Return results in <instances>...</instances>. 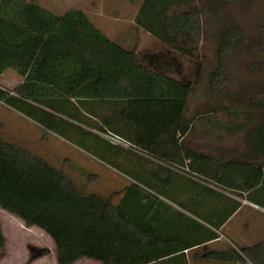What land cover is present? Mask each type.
<instances>
[{
    "label": "trees",
    "instance_id": "obj_1",
    "mask_svg": "<svg viewBox=\"0 0 264 264\" xmlns=\"http://www.w3.org/2000/svg\"><path fill=\"white\" fill-rule=\"evenodd\" d=\"M201 1L142 0L134 24L171 52L194 58L207 24ZM243 2L208 0L204 8L217 16ZM217 37L218 65L209 79L218 77L224 57L243 45L260 53L264 66V22L253 37L235 23L224 24ZM141 59L146 65L134 51L106 37L80 10L56 15L34 1L0 0V78L11 69L22 81L12 94L0 88V101L25 107L43 127L60 131L65 121L32 103L53 109L72 100L104 102L115 108L114 120L126 129L122 135L127 134L128 141L145 155L175 173L202 180L194 167L202 157L184 142L192 126L185 117L192 85L171 76L180 74V64L171 55ZM243 115V121L235 125L239 130L255 127L246 140L264 156V120ZM111 122L112 118H103L100 131L105 132L103 127ZM237 165L221 163L213 182L230 185L233 173L236 178L246 176L245 190H251L263 180L261 166L243 169ZM141 195L137 188L130 189L113 205L117 193L107 197L86 193L43 158L0 139V211L47 235L55 246L57 264H74L79 259L100 264H188L184 252L211 240L201 236L192 240L183 232L166 235L156 224L155 199ZM3 246L0 228V249ZM202 257L264 264V241L238 251H205Z\"/></svg>",
    "mask_w": 264,
    "mask_h": 264
},
{
    "label": "rangeland",
    "instance_id": "obj_2",
    "mask_svg": "<svg viewBox=\"0 0 264 264\" xmlns=\"http://www.w3.org/2000/svg\"><path fill=\"white\" fill-rule=\"evenodd\" d=\"M27 1H34L56 15L71 9L82 11L106 37L134 51L143 65H146V60L141 59L143 55L165 54L174 57L180 64V74L173 73L171 76L192 85L185 117L192 120L195 133L200 128L215 125L214 121L224 125L230 120L235 124L242 122L244 113L264 120V66L260 53H253L246 45L229 52L221 62V74L213 80L209 79L218 65L217 35L222 26L235 23L247 36H255L258 25L264 22V0H246L230 5L217 16L204 8L208 0H202L199 5L207 24L203 25L204 36L194 52V58L171 52L134 24L142 0ZM21 82L17 73L8 69L0 78V88L12 94ZM32 104L63 119L64 131L48 130L38 122L35 115L28 113L27 108L0 101L1 140L43 158L86 193H97L104 197L117 193L118 196L112 200L113 205L119 203L127 191L137 188L141 196L155 199L156 224L168 236L183 232L184 236L199 240L203 231L198 225L201 222L211 224L207 218L196 213L192 214L197 220H188L189 216L184 213L189 210L187 206L175 195L152 182V174L157 169L152 172L143 160L144 151L130 143L127 134L122 135L126 129L114 120L117 116L115 108H109L100 101L72 100L53 109ZM103 118H112L110 125L103 127L105 132L99 128ZM195 141L199 142L198 136ZM169 177L165 175L166 179ZM175 180L172 179L171 185L179 187L181 182ZM252 197H258L256 201L264 207V183ZM243 216L240 214L238 218ZM248 221L249 225H256L264 221V215H250ZM0 228L4 237L0 264H57L55 246L42 231L28 228L19 219L2 211ZM262 236L264 232L251 229V241L262 242ZM74 264L94 262L79 259Z\"/></svg>",
    "mask_w": 264,
    "mask_h": 264
},
{
    "label": "crops",
    "instance_id": "obj_3",
    "mask_svg": "<svg viewBox=\"0 0 264 264\" xmlns=\"http://www.w3.org/2000/svg\"><path fill=\"white\" fill-rule=\"evenodd\" d=\"M126 107L127 105L122 104V108ZM217 123L218 121H214L215 125L200 128L198 133H195L192 125L184 137L185 145L198 152L202 157L200 164L194 165L203 177L202 180L180 172H178L179 174L175 173L176 171L168 168L165 164L153 160L145 154L142 157L152 172L157 169L156 173L152 174V182L158 184L164 191L175 195L180 202L184 203L189 209L184 213L189 218L197 220L192 214L196 213L211 221V224L201 222L203 227H200L203 231L201 236L203 238L210 237L211 240L184 252L188 264H250L246 260L216 262L205 260L202 257L205 251L222 252L228 248L238 251L241 248L250 247L257 243L256 240H250L251 229L264 232V221L256 225H249L248 221L250 215H264V208L260 207L257 202L248 200V197L253 196L263 185L264 176L263 180L251 190H245L246 176L236 178L232 173L230 182L235 186L231 184L219 186L213 182L212 178L221 163L238 164L237 167L243 169L250 166H261L264 173V156L258 153L254 146L246 140L248 132L255 127L239 130L234 122L232 125L224 126ZM196 136L199 137L198 143L195 141ZM165 175L171 177L166 179ZM172 179L180 181L181 185L179 187L171 185ZM253 198L257 199L258 197ZM240 214H244L241 219L238 218ZM261 238L264 239V236ZM92 261L94 264H100L97 261Z\"/></svg>",
    "mask_w": 264,
    "mask_h": 264
},
{
    "label": "water",
    "instance_id": "obj_4",
    "mask_svg": "<svg viewBox=\"0 0 264 264\" xmlns=\"http://www.w3.org/2000/svg\"><path fill=\"white\" fill-rule=\"evenodd\" d=\"M22 100H25L23 97H20Z\"/></svg>",
    "mask_w": 264,
    "mask_h": 264
}]
</instances>
